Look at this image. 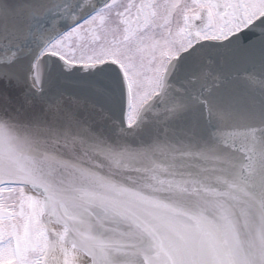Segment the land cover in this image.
<instances>
[{
	"label": "snow or ice",
	"instance_id": "snow-or-ice-1",
	"mask_svg": "<svg viewBox=\"0 0 264 264\" xmlns=\"http://www.w3.org/2000/svg\"><path fill=\"white\" fill-rule=\"evenodd\" d=\"M0 264H264V0H0Z\"/></svg>",
	"mask_w": 264,
	"mask_h": 264
}]
</instances>
